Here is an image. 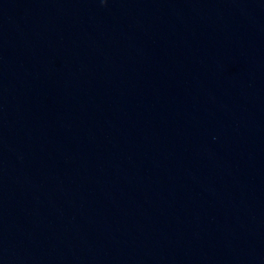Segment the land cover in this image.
I'll list each match as a JSON object with an SVG mask.
<instances>
[{
  "label": "water",
  "instance_id": "water-1",
  "mask_svg": "<svg viewBox=\"0 0 264 264\" xmlns=\"http://www.w3.org/2000/svg\"><path fill=\"white\" fill-rule=\"evenodd\" d=\"M0 264H264V0H0Z\"/></svg>",
  "mask_w": 264,
  "mask_h": 264
}]
</instances>
